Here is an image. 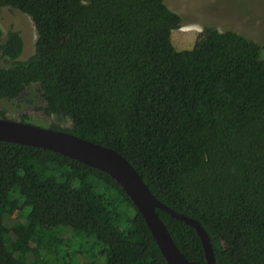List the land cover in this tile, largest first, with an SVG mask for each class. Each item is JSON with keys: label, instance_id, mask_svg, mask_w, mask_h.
Masks as SVG:
<instances>
[{"label": "trees", "instance_id": "1", "mask_svg": "<svg viewBox=\"0 0 264 264\" xmlns=\"http://www.w3.org/2000/svg\"><path fill=\"white\" fill-rule=\"evenodd\" d=\"M5 7L30 16L38 38L24 61L19 32L0 44V101L38 87L43 112L70 124L50 128L122 154L158 200L204 227L218 264H264L261 44L205 28L178 51L182 18L166 0H0ZM156 211L184 256L206 264L196 230ZM15 215L24 222L8 225ZM74 240L91 245L84 264H167L108 174L0 141V264H54Z\"/></svg>", "mask_w": 264, "mask_h": 264}, {"label": "rangeland", "instance_id": "2", "mask_svg": "<svg viewBox=\"0 0 264 264\" xmlns=\"http://www.w3.org/2000/svg\"><path fill=\"white\" fill-rule=\"evenodd\" d=\"M169 9L182 18V27L172 33V42L176 50L184 51L194 48L205 28H215L221 32L234 31L261 44L264 48V0H166ZM10 31H17L24 40L21 61L27 60L35 52L38 34L30 16L12 8H0V44ZM7 66L4 59H0V67ZM44 103L40 97L38 87L28 88L24 94L14 101H0V109L6 111L10 120L20 121L21 115H28L25 123L41 128H50L51 124L68 128L70 124L61 121L57 116H47L42 108ZM24 222L23 218L15 215L8 219V225L13 221ZM69 239L72 233H67ZM71 253L63 257L42 254L41 261L54 258V264H84L88 263L91 245L79 244L74 240ZM89 244V243H87ZM38 256V255H37Z\"/></svg>", "mask_w": 264, "mask_h": 264}, {"label": "water", "instance_id": "3", "mask_svg": "<svg viewBox=\"0 0 264 264\" xmlns=\"http://www.w3.org/2000/svg\"><path fill=\"white\" fill-rule=\"evenodd\" d=\"M0 141L43 148L98 169L114 179L131 199L144 219L167 264H195L189 261L173 241L157 209L193 227L200 237L206 264H218L209 236L193 218L179 213L158 200L134 166L119 152L104 145L52 128L0 117Z\"/></svg>", "mask_w": 264, "mask_h": 264}]
</instances>
